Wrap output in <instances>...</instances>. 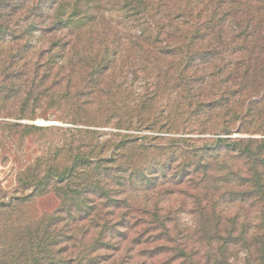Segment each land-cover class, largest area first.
Instances as JSON below:
<instances>
[{"label": "trees", "instance_id": "trees-1", "mask_svg": "<svg viewBox=\"0 0 264 264\" xmlns=\"http://www.w3.org/2000/svg\"><path fill=\"white\" fill-rule=\"evenodd\" d=\"M38 111L64 125L21 121ZM9 162L0 264H95L139 221L175 242L169 201L219 257L240 241L264 264L237 215L220 224L224 200H264V0H0Z\"/></svg>", "mask_w": 264, "mask_h": 264}, {"label": "rangeland", "instance_id": "rangeland-1", "mask_svg": "<svg viewBox=\"0 0 264 264\" xmlns=\"http://www.w3.org/2000/svg\"><path fill=\"white\" fill-rule=\"evenodd\" d=\"M40 112L38 111L34 117H30L32 113L29 112L28 117L21 121L32 124L39 119L52 121L54 125H64L49 113ZM233 135L248 136V134L241 135L237 133ZM252 136L260 137L261 135ZM14 168L15 166L11 162L5 165L0 164V179L3 186L10 188L15 186L16 171ZM239 200L237 199L234 202L230 199L224 200L223 205H226V208L222 212L221 234L225 236L226 229L231 228V220L237 215L234 234L245 228L249 242L253 236H259L262 242L264 240V200L256 202ZM56 202V199L52 197L39 200L40 207L46 210H52ZM169 203L174 206L176 204L172 201H169ZM174 206H171L173 217L168 223V230L169 236L175 242H170L167 235L162 233L160 228L149 227L146 231H143L147 224L139 221L138 227L128 229L125 239L115 241L114 244L116 245L109 249H99L97 251L99 253L98 262L95 264H259V260H262L257 258L256 261H251L250 256L255 246L250 245L252 250L247 252V247H242L241 244L243 243L240 241L236 244H230V251L227 255L219 257L217 246L222 241L200 242L196 239L197 236H193L194 231H197L198 235L207 226L205 216L193 213L190 201H187L184 205ZM143 216L146 219L150 218L149 214ZM141 231L146 232V234L140 235ZM148 235L151 239H147ZM175 246L182 248L184 254L175 253ZM192 251L195 252L192 257L185 255ZM212 253L215 256L209 257Z\"/></svg>", "mask_w": 264, "mask_h": 264}, {"label": "built area", "instance_id": "built-area-1", "mask_svg": "<svg viewBox=\"0 0 264 264\" xmlns=\"http://www.w3.org/2000/svg\"><path fill=\"white\" fill-rule=\"evenodd\" d=\"M34 123L37 125L54 124V122L52 121H44V120H39V119L35 120Z\"/></svg>", "mask_w": 264, "mask_h": 264}]
</instances>
